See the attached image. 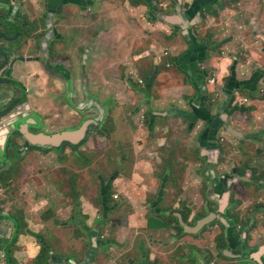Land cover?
Here are the masks:
<instances>
[{"label":"rangeland","instance_id":"1","mask_svg":"<svg viewBox=\"0 0 264 264\" xmlns=\"http://www.w3.org/2000/svg\"><path fill=\"white\" fill-rule=\"evenodd\" d=\"M119 1L126 7L128 3L132 6L145 2ZM221 1L225 3V11L237 17L236 23H243L244 17L251 15L256 19L254 26L264 16V0ZM211 2L208 1L204 8L215 14ZM173 5L177 2L155 0V6L164 14L158 19L164 21L163 18L174 9ZM123 8L121 5L120 9ZM84 9L88 10L71 7L54 15L48 33L46 25L41 27L43 18L36 21L37 28L22 35L18 49H8L15 61L17 58L13 54L22 56L23 63L17 61L22 66L18 82L28 94L24 104L7 116L8 120L14 116L24 120L21 113L24 111L35 133L75 132L84 124L88 132L78 147L66 144L51 149L30 147L23 137H19L23 143L20 146L15 143L17 133L12 135L7 148H0V205L10 213L23 212L24 221H28L26 224L35 225L37 221L39 226H44L38 235L46 243L45 239L54 237L51 231H46L53 227L48 221L58 216L59 210L67 212L65 218L71 210L72 218L87 225L76 227L70 247L82 253L84 248L92 246L87 249L104 252V259L109 264H139V254L145 249L149 250L150 264H212L218 253L216 237L220 226L234 223L232 215L241 220V225L247 219L252 222L258 212L260 187L249 175L243 177L249 182L233 181L225 186V197L220 198L209 191L213 184L235 178L230 171L247 160L251 155V143L262 135L240 128L234 134V131L229 133L228 137H234L231 142H225L222 137L221 159L226 160V165L211 168L201 149L193 147L194 143L189 139V129L191 132L195 128L191 122L193 114L189 110L183 116L173 114L177 108L169 99L160 97L162 89L155 88L145 79H137L131 68L139 52L149 49L151 39L160 44V48L159 44L153 48H159L161 54L169 58L170 51L160 39L165 34L158 36L144 28V38L139 41L135 37L139 31L138 23L131 31L126 30L130 32L128 36L135 42V48L122 59L120 75L115 71L120 66L115 52L107 58L104 49L102 53L97 52V45L104 44L101 38L104 39L105 32L112 34L123 29L120 26H124V18L120 17V11L114 18L108 9L109 16L104 17L105 0L86 4ZM209 15L212 21V17H217V14ZM153 18L157 20V16ZM245 33L243 30L241 38L233 39L242 50L245 43H251L245 40ZM167 34L170 36L171 32L167 30ZM191 36L192 33L179 40L180 48L169 39L165 45L171 48L172 54L187 50ZM95 42L96 46L93 45ZM0 46L7 44L0 43ZM107 60H113L116 65H105ZM0 61L2 63L1 57ZM0 85V96L4 93L6 97L0 104L1 110L11 102L14 89L12 84ZM152 93L154 95L149 99ZM161 115L168 117L162 119ZM16 126L22 130L27 127L20 121ZM179 126L186 128L179 129ZM263 151L258 149L257 153ZM220 173L224 178H220ZM72 181L78 191L76 205ZM219 202L224 206L222 209ZM74 206L77 208L75 215ZM186 208L192 210L191 220L196 224L208 215L215 217L193 234L181 238H177L173 230L151 229L147 222L151 217L150 222L155 224V218L164 209L179 215L181 220ZM199 208H202L201 213H198ZM94 219L98 221L92 223ZM100 227H104V233ZM81 228L84 231H80ZM92 228L100 233H92ZM236 229L240 233L245 227L240 229L236 225ZM75 232L83 236L77 242L78 248L73 245ZM49 254L52 257L50 251ZM38 256L26 259L27 264H36ZM221 262L232 264L228 259L224 263L217 259L214 264Z\"/></svg>","mask_w":264,"mask_h":264},{"label":"crops","instance_id":"2","mask_svg":"<svg viewBox=\"0 0 264 264\" xmlns=\"http://www.w3.org/2000/svg\"><path fill=\"white\" fill-rule=\"evenodd\" d=\"M63 1L25 0L18 17L21 16L20 18L23 19L26 13H30L32 19H39L44 14L45 9L48 12V8L55 12L53 14H61L66 8L75 7L80 10V8L84 9L86 4L96 2V0L88 2L85 0H65L62 6ZM140 1L137 0L136 2ZM172 1H176L177 5H173L174 9L163 18L166 21L164 22L158 19L164 14H161L155 6V0H145L142 4L132 6L128 3V7L119 0H105V9L102 10V13H106L104 17L109 16L107 9L114 18L119 15L120 11V17L124 18V26L121 25L120 28L123 29L115 30V33L112 34L105 32L104 39L101 38V42L104 41V44L97 45V49L104 46V56L107 58L113 56L115 52L120 63L117 64L120 66L115 71L121 75V65L124 63L122 59L135 48V42L128 36L130 32L126 30L131 31L138 23L140 25L139 31L135 37L139 41L144 38V28H149L152 33L158 36L165 34L160 39L164 47L170 51V57H164L159 50V41L151 39L149 49L139 52L131 68L137 79H145L150 84H154L155 88L162 89L159 94L160 97L169 99L170 103L177 108L176 110L190 111L193 106L201 107V103H204L202 110L207 112L208 120L194 121L195 129H192L191 132L189 129L188 136L194 143L193 147L195 145V148L201 149L203 158L207 160V164L211 168L216 166L220 168L221 165H226V160L221 159V149L224 148V142H221L222 137L225 138V142H231L234 137H228L229 133L240 128L262 135L259 140L254 139L251 143V155L247 157V160L237 166L241 171L245 167L246 175H250L251 180H257L255 183L260 187L256 209L258 212L254 214L252 219L253 223H256V227L254 226L248 234L244 235L246 237L243 238L240 245L237 243L240 242V238L235 240L238 238L234 227L236 222H230V225L224 224L229 226L227 233L228 239H230L228 252H225V255H228L232 264H264V151L257 153L258 149H264V138H262L264 137V79L261 81V85L259 84L262 76L259 72L264 74V16L261 17V22L258 20V23L253 26L252 24L256 23L254 22L256 19L251 15L245 16L243 23H236L237 17L231 16L229 12L225 11L223 7L225 3L221 0H210L212 1L210 5H214L216 9L215 14L204 8L207 3L206 0ZM190 2L192 3L187 6ZM121 5H123V9H120ZM53 14L50 16L52 21ZM209 14L214 16L217 14V17H212V21ZM155 16H157L156 21L153 18ZM15 18L18 19L16 16ZM48 21L47 17L46 23L41 24V27L46 25L49 29L50 23ZM167 30L171 32L170 36H168ZM243 30L246 32L245 40L251 41L250 44L245 43L244 50L240 49L233 41L234 38H241ZM190 33L192 36L188 40L189 48L187 50L172 54L171 48L166 47L167 39L179 47L182 44L179 40L184 39ZM114 35L115 39L113 40ZM152 37L157 39L154 35ZM156 44H159V48L154 49L153 45ZM234 63L236 64L235 68L231 70ZM104 64L111 65V67L116 65L113 60H107ZM149 89L151 92H155L152 87ZM153 95L154 93L149 99ZM244 99L248 101L244 102ZM4 101H6V97L3 93V96H0V104ZM19 121V118L8 120L7 116H0V148H7L8 141L11 139V133L8 136V130L9 132H11L10 129L14 130L13 132L16 133V122ZM171 121L173 122V120ZM183 127L185 126H179V129ZM237 167H235L234 179H230V182L227 180L226 183L225 180H222L223 184L220 182L213 184L209 192L222 198L227 193L225 186H229L230 183L233 184V181L240 182V184L246 183L248 180L246 181L243 177L236 175ZM235 189L237 192V186ZM219 205L221 209L224 207L220 202ZM75 208L76 206L73 209L74 215L77 210ZM66 213L59 210L58 216H53L48 221V224H52L53 227L46 231H51L54 237L52 239L44 238L48 242L46 243L38 235L40 230H44V226H39L37 221L35 225L33 223L27 224L26 233L20 231L15 236L18 227L16 228L13 214L0 205V214L12 217L0 220V264H5L3 255L8 246H14L12 249L13 256L19 264H27L26 259L36 257L43 245L47 246L52 253V258L49 260L50 264H109L108 260L104 259V252H93L91 249H87L91 248L88 246L84 248V252L78 254V251L76 252L73 247H70L76 227H84L86 223L79 220L75 221L70 216L71 210L69 216L65 218ZM96 221L98 220L94 219L91 222L95 223ZM102 223H104V218H102ZM163 223L164 221L160 220V224L155 226L156 229H159ZM100 228L104 233V227ZM27 231L34 235L28 234ZM75 233L73 245L78 248L77 242H80L83 236H78V232ZM239 235L241 234L239 233ZM247 235L250 237L251 250L244 246V243H248ZM131 252L133 253V251ZM91 253L93 254L89 257ZM115 261L117 262V260Z\"/></svg>","mask_w":264,"mask_h":264},{"label":"flooded vegetation","instance_id":"3","mask_svg":"<svg viewBox=\"0 0 264 264\" xmlns=\"http://www.w3.org/2000/svg\"><path fill=\"white\" fill-rule=\"evenodd\" d=\"M24 4H25V0H0V43L7 44V46H0V57L2 58V63L0 61V63H1L0 64V72L3 73V76L2 75L0 76V81H3V80L10 81V83L13 85V89H14V91L12 92L11 102L6 104V106L0 110V114H2V117L8 116L10 113L13 112L14 109H17L19 106L24 104L23 101H26L27 100V96H28L27 92L24 89L25 87L22 86L21 82H18V80H20V76L22 75V73H20V68L22 66H21V64H18L17 61L23 63V60L21 59L22 56L13 54V56L15 58H17V60L15 61V59L12 58V56L10 55V52L8 51V49H10V47H13L14 50L16 51L18 49V43L21 40L22 35H24L26 33H29V32H31V30H33L32 28H30L31 30H29V28H28V29H26L27 30L26 31L23 28L24 22H21V20H22L20 18L21 16L18 17V13L21 12V9H22ZM15 16L19 19L21 24L18 22V19L16 20ZM44 17H47V15L44 16ZM41 19L42 18L35 19L34 21H40ZM48 19H49L48 23H50V26L52 27L53 26L52 19L50 17ZM29 21H30V17L26 16L25 22L28 24V26L30 24ZM50 28L47 30V33L50 31ZM44 36L45 35H43L42 37H44ZM1 54L4 57H2ZM6 85H8V84H6ZM0 86H2V85H0ZM7 110H8V113L6 114L5 112ZM21 113L24 114V116H22V117L25 118L24 120H21V121L23 123H26L27 120H28L27 114H25L24 111H21ZM13 118L17 119V118H20V117L14 116ZM30 131H32L31 126H30ZM32 132L35 133L34 131H32ZM16 133H17L16 134L17 135L16 136L17 139L15 140V143L19 144L20 146H22L23 143H21L19 137H23L25 142H26V139L23 136V130L19 129L17 127V132ZM55 134H57V133H55ZM234 171H235V168L233 169V171L231 170V173L233 175H234ZM221 175H222V178H224V176H223L224 174L220 173L219 174L220 178H221ZM247 176L249 177V175H246V173H245V175L243 177H247ZM225 181H227V180L225 179ZM221 182H222V180H221ZM222 184H223V182H222ZM77 193H78V191L76 190V194ZM76 197H77V200L74 201L75 205L77 204V201H78V196H76ZM186 209L190 210V214H191L192 210L190 208H186ZM199 209H201V208H199ZM199 209H198V213H199ZM21 213H23V212H19V214L12 213L13 214L12 217H13L14 221H16V219H19ZM185 213H186V210L182 214L181 220H180L179 219V215H174V214L168 213V209H164V211H162V214L158 218H155V224L153 222H150L151 217H150V219L147 220V222H149V225H150L151 229H156V227H155L156 224L159 225L160 224V220H162V221H164V223L160 226V228L158 230H160V231L161 230H167V229L168 230H173L176 233V237L177 238H181L182 235L190 234V233H188L186 231L185 227H187L188 229L189 228H193L192 226H194L197 223L195 220H193V221L191 220V215L190 214H189V216L187 218L184 217ZM0 215H2V214H0ZM172 215L177 218V220L175 219V222L179 223V225H181L184 228V232L185 233H183V231H182V233L180 234L179 230L175 229L176 224L171 219V218H173ZM8 217L12 218L11 216H8ZM234 217L236 219L235 226L238 225V227L240 229H241V226H242V228L245 227V229L240 232L241 235H239V233L237 232L238 236L241 237V240L243 241V238L246 237L244 235L248 234V232H250V230L253 229L254 226L256 227V223L255 222L253 223V220L251 222L249 219H247L246 222L244 223L245 225L244 224L241 225L240 224L241 220H238V218L236 216H234ZM74 220L76 221V219H74ZM215 221H217V220H215ZM215 223L217 224V222H215ZM249 224H251V225H249ZM219 229H220V232H221V227ZM82 231H84V230L82 229ZM91 232L92 233H96V234L100 233L99 230L96 231L94 228H92ZM18 233H19V231H17V235H18ZM79 234H78V236H82V235H79ZM219 234L217 235V237L219 236ZM217 237H216V239H217ZM249 240H250V237L247 235V241L249 242ZM259 241H261V240L259 239ZM226 243H227V246H228V242L227 241H226ZM244 246L247 249L251 250V245L249 243H246V244L244 243ZM217 250H218L217 257L213 258L212 264H214V261H216L217 259L223 260V263H224V261L227 260V258H224V257L220 256V251H219L218 247H217ZM77 253L80 254V251H78ZM149 255H150V253H149L148 249L142 250V252H140V254H139V264H150V260L148 259ZM3 257H4V260H5V264H7L6 251L4 252ZM195 259L197 260L198 256H196Z\"/></svg>","mask_w":264,"mask_h":264},{"label":"water","instance_id":"4","mask_svg":"<svg viewBox=\"0 0 264 264\" xmlns=\"http://www.w3.org/2000/svg\"><path fill=\"white\" fill-rule=\"evenodd\" d=\"M91 1H93V0H91ZM82 10H84V9H82ZM97 41H98V37L96 38V42ZM96 42L94 44L95 46H96ZM94 50H96V48ZM2 57H4V56L2 55ZM0 83L11 85L10 81H7V80L0 81ZM201 104H202L201 107L200 106H193L192 109L189 111L190 114H193V116L191 118V122H194L196 117H200L202 121H206L205 115L207 114V112H204L202 110V107L204 108V103L202 102ZM5 113L7 114L8 110ZM173 114H175L177 116H183L186 114V111L175 110L173 112ZM0 116L2 117V114H0ZM161 117H162V119H164L168 116L161 115ZM31 124H32V122L27 120V122H26L27 127L25 129H23V136L26 139L27 145H29L30 147H36L38 149H43L44 147L46 149L47 148L51 149L52 147H60L62 145H66V144L78 147L80 145L79 143L87 137V132H88V130L86 128L87 125L84 124V126H82L79 130H77L75 132H62V133H58L57 135H50L49 136V135H46L45 133H33L32 131H30V125ZM10 131L11 132H9V130H8V136L10 133H11V136L16 134L15 132H13L14 130L10 129ZM234 133H235V131L233 132V134ZM210 217L211 216H209V215L206 216L202 221H200L198 224H196V226L193 228L188 229L187 227H185L186 231L190 234H193L195 231H197L199 228H201L208 220L214 219L215 216L212 215V218H210ZM223 225L227 226V224H223ZM234 227H235V225H234ZM228 228H229V226H227L226 235H227V241H228V243H230V239H228V233H227ZM81 230H82V228H81ZM16 235H17V232L15 233V236ZM91 248H92V246H91ZM92 254L93 253H91L89 255V257H91Z\"/></svg>","mask_w":264,"mask_h":264},{"label":"trees","instance_id":"5","mask_svg":"<svg viewBox=\"0 0 264 264\" xmlns=\"http://www.w3.org/2000/svg\"><path fill=\"white\" fill-rule=\"evenodd\" d=\"M207 2L210 1V0H206ZM29 30H31L29 28ZM33 31V30H31ZM105 123V122H104ZM104 124L101 125V127H103ZM105 128V127H104ZM246 173V170H245V167L244 169H242V171L237 167L236 168V175L240 176V177H243ZM226 183V181H224ZM75 183L72 181V196L74 197V201L77 200V197H76V190H75V187H74ZM202 211V208L199 209V213H201ZM190 214V210L186 209V213L184 215V217H188ZM173 216V215H172ZM235 215H232V218L235 219L234 217ZM8 216L5 215H0V220H4L5 218H7ZM183 217V218H184ZM166 219V218H165ZM174 222H175V219L177 220V218L175 216H173V218H171ZM236 221V219H235ZM16 227H18V231L20 233V231H23V233H26V223L24 221V215L23 213L20 214V217L19 219H16ZM176 226H175V229L179 230L180 234L182 233H185L184 232V228L179 225V223L175 222ZM245 225V224H244ZM221 227V232L219 234V236L217 237V247L220 251V256L224 257V258H228L224 252L228 249V246H227V235H226V229H225V226L222 225L220 226ZM28 234L30 235H34L33 233L31 232H28ZM219 239V240H218ZM14 246H8L6 248V261H7V264H18L17 261L15 260L14 256H13V252H12V249H13ZM52 257L50 256L49 254V250H48V247L43 245L41 246V251L39 253V256H38V259L36 260V264H50L49 260L51 259ZM198 260V259H197ZM196 264H199L198 262Z\"/></svg>","mask_w":264,"mask_h":264},{"label":"clouds","instance_id":"6","mask_svg":"<svg viewBox=\"0 0 264 264\" xmlns=\"http://www.w3.org/2000/svg\"><path fill=\"white\" fill-rule=\"evenodd\" d=\"M85 1H90V0H85ZM64 2H65V0L63 1V3H62V6L64 5ZM47 8H48V6H47ZM93 8V7H92ZM62 10V9H61ZM84 10H88V9H84ZM53 13H55L54 11H51V10H49V8H48V12L46 11V9H45V11H44V14L40 17V18H43V22H44V24L46 23V19H47V17L49 18ZM47 15V17H44V16H46ZM53 15H57V14H53ZM26 16H29L30 17V24H29V26H28V24L25 22V19H26ZM35 19H32V14H30V13H26V15L23 17V19L21 20V22H24V25H23V28L25 29V28H32L33 30H35L36 28H37V26H36V24H35V22L36 21H34ZM19 22V21H18ZM21 22H19L20 24H21ZM26 30V29H25ZM27 31V30H26ZM94 45V44H93ZM100 45H103V44H100ZM104 49V46L101 48H98V50H97V52H100V53H102V50ZM260 73V75H262L261 76V79L259 80V84L261 85V81L264 79V74H262L261 72H259ZM21 99V98H20ZM248 100L247 99H244V102H247ZM205 118H206V120H208V117L205 115ZM197 120H201V118L200 117H196L195 118V120L194 121H197ZM36 122V121H35ZM194 123V122H193ZM194 126H195V123H194ZM193 129H195V128H193ZM235 228H236V226H235ZM236 232H237V229H236ZM237 236H238V233H237ZM240 237L238 236V238H235V240L237 241L238 239H239ZM228 242V241H227ZM242 240H241V238H240V242H237L238 244L240 243V245L242 244ZM227 251V250H226ZM225 254V253H224ZM227 257H228V255H227ZM228 260H230L229 258H227ZM231 261V260H230ZM234 264V263H233Z\"/></svg>","mask_w":264,"mask_h":264},{"label":"bare ground","instance_id":"7","mask_svg":"<svg viewBox=\"0 0 264 264\" xmlns=\"http://www.w3.org/2000/svg\"><path fill=\"white\" fill-rule=\"evenodd\" d=\"M54 135H57V134H54Z\"/></svg>","mask_w":264,"mask_h":264}]
</instances>
